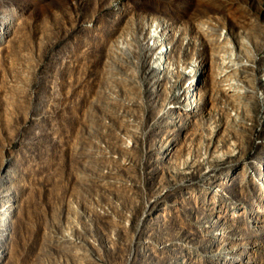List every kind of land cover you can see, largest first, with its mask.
<instances>
[{"label": "rangeland", "instance_id": "374dc122", "mask_svg": "<svg viewBox=\"0 0 264 264\" xmlns=\"http://www.w3.org/2000/svg\"><path fill=\"white\" fill-rule=\"evenodd\" d=\"M0 264H264V0H0Z\"/></svg>", "mask_w": 264, "mask_h": 264}, {"label": "bare ground", "instance_id": "6f19581e", "mask_svg": "<svg viewBox=\"0 0 264 264\" xmlns=\"http://www.w3.org/2000/svg\"><path fill=\"white\" fill-rule=\"evenodd\" d=\"M162 58H164V56H162ZM163 197V196H162ZM153 203V202H152ZM9 216V215H8Z\"/></svg>", "mask_w": 264, "mask_h": 264}]
</instances>
